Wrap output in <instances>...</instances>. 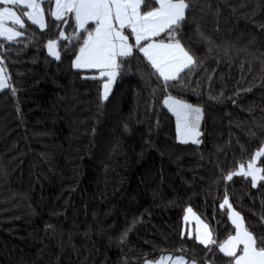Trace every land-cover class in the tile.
<instances>
[{
  "label": "trees",
  "instance_id": "trees-1",
  "mask_svg": "<svg viewBox=\"0 0 264 264\" xmlns=\"http://www.w3.org/2000/svg\"><path fill=\"white\" fill-rule=\"evenodd\" d=\"M43 8L47 30L25 18L22 36L0 38L10 78L0 91V264H143L164 254L231 264L189 238L184 219L191 208L223 243L236 231L220 208L226 194L264 239V181L225 179L264 147V0H192L181 32L192 71L164 92L134 48L106 101V79L72 66L83 37L60 41V60L49 56L59 31ZM64 18L71 35L74 17ZM166 95L200 107L198 143L178 141Z\"/></svg>",
  "mask_w": 264,
  "mask_h": 264
},
{
  "label": "snow or ice",
  "instance_id": "snow-or-ice-1",
  "mask_svg": "<svg viewBox=\"0 0 264 264\" xmlns=\"http://www.w3.org/2000/svg\"><path fill=\"white\" fill-rule=\"evenodd\" d=\"M55 10H51L52 0H0V37L12 40L24 34L23 30L31 25H38L41 31L49 27L45 19V9L48 5V15L56 22L59 31L58 39H49L46 48L49 56L56 60L61 59L60 41H79L82 43L75 59L72 62L74 69H98L99 78H106L103 85L101 100L108 99L111 85L116 79L121 66L134 55V48L143 53L147 65L152 70L150 75L162 80L163 91L167 92L170 82L180 83L187 72L192 71L197 61L190 50L182 43L181 32L187 22L188 13L192 7V0H54ZM26 9H30L26 10ZM66 13L74 14L75 30L73 34H66L60 24L67 25ZM26 18V20H25ZM92 22L93 29L86 25ZM10 23L19 26H6ZM118 25V27H117ZM124 29H130L135 45L129 43V35ZM87 33L83 36V33ZM159 38V39H157ZM143 42V43H142ZM3 45L0 44V47ZM0 60V89H5L10 78L4 75L5 68ZM97 79V77H90ZM15 94V89H12ZM163 105L177 117V138L186 143L184 137L199 135L195 129L198 127L201 109L193 107L171 95H166ZM193 143H198L196 139ZM257 157H264L262 147L252 157L247 171L240 165V172L229 173L225 179L232 180L235 175L251 177L252 186L257 187V173H264V168L254 167ZM264 181V175L259 176ZM228 207L229 220L235 227V235H230L223 243H219L213 236L208 224L197 217L198 225L203 224L204 232L200 227L196 229L195 239L209 251L218 247L231 264H264V239H257L255 235L244 226L243 217L236 212L229 203L227 194L220 208ZM192 213V209H186ZM193 215H195L193 213ZM187 215L185 220H187ZM184 233H182V236ZM192 238L191 233H188ZM242 246V247H240ZM171 257H161L158 261H146V264H165ZM174 264H186L183 257H176ZM195 264V262H192Z\"/></svg>",
  "mask_w": 264,
  "mask_h": 264
},
{
  "label": "rangeland",
  "instance_id": "rangeland-1",
  "mask_svg": "<svg viewBox=\"0 0 264 264\" xmlns=\"http://www.w3.org/2000/svg\"><path fill=\"white\" fill-rule=\"evenodd\" d=\"M124 33H125V35H131V33H130V31H129V29H124ZM132 37V36H131ZM133 45H135V42L134 43H132ZM5 75V74H4ZM6 76V75H5ZM114 82V81H113ZM105 83V82H104ZM113 84V83H112ZM3 89H0V91H2ZM185 103H187V102H185ZM191 105V104H190ZM193 107H198V106H195V105H192ZM198 108H200V107H198ZM200 115H202L201 113H200ZM177 118V117H176ZM196 132H199V135L198 136H195L194 134H193V136H189V137H184V139H186L187 140V142L186 143H188V142H192V140L193 139H196V140H198L199 141V139H200V129H197L196 130ZM178 139V138H177ZM178 140H180V139H178ZM180 142H181V140H180ZM183 143V142H182ZM262 148V147H261ZM260 148V149H261ZM260 149H258V150H256L255 152H254V154H253V156L255 155V153H257V151H259ZM252 156V157H253ZM260 157H257V159H256V161L254 162V167H257V168H260L259 166H258V164H257V162H258V159H259ZM252 161V158L250 159V160H248L245 164H242L243 166H244V168H243V171H247L248 170V168H247V166H248V164H249V162H251ZM241 171V168H240V166L236 169V170H234L233 172H240ZM232 172V173H233ZM260 175H262V173H257V176H258V180H257V182L259 181V176ZM250 177V176H249ZM251 178V177H250ZM193 210H192V213H186L185 212V216L187 215V220H185V225H186V232H187V234L188 233H191V235H196V229H197V227H200V229H201V233H203L205 230H204V228H203V224H199L198 225V221H197V215L195 214V215H193ZM201 220V219H200ZM202 221V220H201ZM203 223H205L204 221H203ZM161 257H171L172 259L171 260H166L165 261V264H174V260H175V258L176 257H182V256H178V255H169V254H164V255H161V256H159L158 258H156V259H153V260H146V261H153V262H155V261H158ZM184 258V257H183ZM185 260V259H184ZM146 261H144V263L143 264H146ZM186 261V260H185ZM186 264H192V262H187L186 261Z\"/></svg>",
  "mask_w": 264,
  "mask_h": 264
},
{
  "label": "crops",
  "instance_id": "crops-1",
  "mask_svg": "<svg viewBox=\"0 0 264 264\" xmlns=\"http://www.w3.org/2000/svg\"><path fill=\"white\" fill-rule=\"evenodd\" d=\"M42 7H43V5H42ZM26 10H29L30 11V9H26ZM51 10H55V2H54V0H52V6H51ZM66 14H68V13H66ZM65 14V15H66ZM73 15V17H74V14H72ZM90 23H92V22H89V24ZM94 24V23H93ZM6 26H9V27H15L16 28V30H19V26L17 25V26H14V25H11L10 23H7V25ZM38 26V25H37ZM39 27V26H38ZM94 27H95V24H94ZM93 27V28H94ZM117 27H118V25H117ZM129 31H130V29H129ZM131 33V32H130ZM6 36H7V34L5 35V37H0V38H2V39H6V40H8L7 38H6ZM16 38H18V37H15V38H13L12 40H15ZM132 39H133V41L135 42V40H134V38L132 37ZM129 43H131L130 41H129ZM143 43V42H142ZM132 44V43H131ZM58 50V49H57ZM143 54V53H142ZM75 59V58H74ZM78 70H83V71H88V70H95V71H97L98 72V74H99V70L98 69H78ZM106 79V78H105ZM111 87H112V85H111ZM110 92V91H109ZM109 94V93H108ZM188 104V103H187ZM168 109V108H167ZM171 114L174 116V118H175V123H176V129H177V118H176V116L171 112ZM200 119H201V115H200ZM199 123H200V120H199ZM199 123H198V127L195 129V131L197 130V129H199ZM177 132V131H176ZM178 141H180V140H178ZM184 219H185V217H184ZM201 234H203V233H201ZM235 235V234H234ZM227 240V239H226ZM240 247H242V246H240ZM185 261V260H184ZM186 262V261H185Z\"/></svg>",
  "mask_w": 264,
  "mask_h": 264
}]
</instances>
